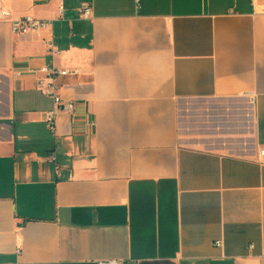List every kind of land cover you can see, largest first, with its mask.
<instances>
[{"label":"crops","instance_id":"0c3cea01","mask_svg":"<svg viewBox=\"0 0 264 264\" xmlns=\"http://www.w3.org/2000/svg\"><path fill=\"white\" fill-rule=\"evenodd\" d=\"M1 2L0 264H264V0Z\"/></svg>","mask_w":264,"mask_h":264},{"label":"built area","instance_id":"2783aa9c","mask_svg":"<svg viewBox=\"0 0 264 264\" xmlns=\"http://www.w3.org/2000/svg\"><path fill=\"white\" fill-rule=\"evenodd\" d=\"M0 0V23H8L10 32L14 35H27L30 33H37L47 29L50 25V21L37 20L33 17L26 16L21 19L12 21L10 20V14L7 9L2 5ZM138 2V0H136ZM81 18H89L91 16V8L88 5H82L77 10ZM51 45H49V48ZM37 75L35 82V89L42 95L49 98L52 102V110L46 114L45 125L48 131L51 133L55 132L56 119L60 114L68 115L70 118L73 117L74 104L71 101H64L60 96L61 85L59 79L74 75L64 69H57L53 65H46L37 71L33 72ZM262 153V151H261ZM50 161L55 164V171H58L57 159L54 155H51ZM220 242H216L215 246L219 247ZM97 264H121L116 260L98 261Z\"/></svg>","mask_w":264,"mask_h":264}]
</instances>
